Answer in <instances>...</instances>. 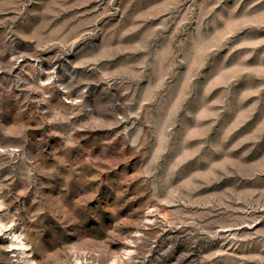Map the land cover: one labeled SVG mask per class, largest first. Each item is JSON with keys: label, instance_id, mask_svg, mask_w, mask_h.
<instances>
[{"label": "rangeland", "instance_id": "374dc122", "mask_svg": "<svg viewBox=\"0 0 264 264\" xmlns=\"http://www.w3.org/2000/svg\"><path fill=\"white\" fill-rule=\"evenodd\" d=\"M0 264H264V0H0Z\"/></svg>", "mask_w": 264, "mask_h": 264}]
</instances>
